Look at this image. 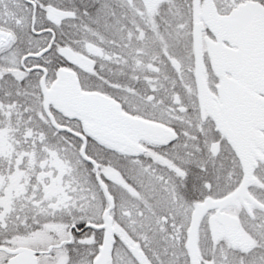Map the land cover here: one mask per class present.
<instances>
[{
  "label": "snow or ice",
  "instance_id": "1",
  "mask_svg": "<svg viewBox=\"0 0 264 264\" xmlns=\"http://www.w3.org/2000/svg\"><path fill=\"white\" fill-rule=\"evenodd\" d=\"M0 264H264V0H0Z\"/></svg>",
  "mask_w": 264,
  "mask_h": 264
}]
</instances>
